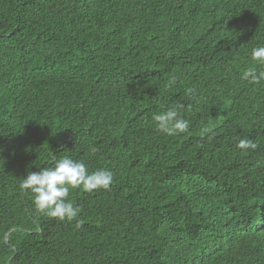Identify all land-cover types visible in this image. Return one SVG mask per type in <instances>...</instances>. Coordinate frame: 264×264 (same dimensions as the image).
<instances>
[{"label":"trees","instance_id":"16d2710c","mask_svg":"<svg viewBox=\"0 0 264 264\" xmlns=\"http://www.w3.org/2000/svg\"><path fill=\"white\" fill-rule=\"evenodd\" d=\"M262 45L264 0H0V264H264ZM64 156L114 174L79 228L19 189Z\"/></svg>","mask_w":264,"mask_h":264},{"label":"clouds","instance_id":"9594fccd","mask_svg":"<svg viewBox=\"0 0 264 264\" xmlns=\"http://www.w3.org/2000/svg\"><path fill=\"white\" fill-rule=\"evenodd\" d=\"M251 58L259 65H264V45L253 47ZM241 79L252 84H260L264 81V70L249 68L243 73ZM171 82H174V78ZM187 92L191 94L192 89H188ZM181 107L183 105L177 104L154 114L152 120L155 122L156 130L167 136L187 133L190 122L180 116ZM236 147L246 151L255 150L258 145L249 139H239ZM96 151L95 147L91 148L93 154ZM53 160L51 167L28 173L20 182L19 189L21 192L33 194V204L37 212L59 221H76V227L79 228L82 221L78 219V215L82 209L74 206L68 199L70 189L82 188L89 193L101 189L110 191L114 174L104 168L89 172L83 161L74 160L69 156L60 159L53 157Z\"/></svg>","mask_w":264,"mask_h":264}]
</instances>
